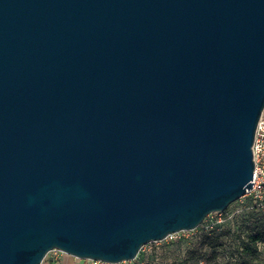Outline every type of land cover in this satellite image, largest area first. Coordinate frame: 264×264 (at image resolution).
Here are the masks:
<instances>
[{
    "label": "water",
    "instance_id": "water-1",
    "mask_svg": "<svg viewBox=\"0 0 264 264\" xmlns=\"http://www.w3.org/2000/svg\"><path fill=\"white\" fill-rule=\"evenodd\" d=\"M264 0H0V264L120 262L253 186Z\"/></svg>",
    "mask_w": 264,
    "mask_h": 264
},
{
    "label": "rangeland",
    "instance_id": "rangeland-1",
    "mask_svg": "<svg viewBox=\"0 0 264 264\" xmlns=\"http://www.w3.org/2000/svg\"><path fill=\"white\" fill-rule=\"evenodd\" d=\"M264 227V193L261 197L243 195L231 202L222 211H214L193 229L181 230L162 240L146 243L133 259L120 262L100 260L94 263L89 258L76 256L53 249L43 262L60 264L71 259L69 264H247L242 256L243 242L249 233ZM258 261L264 264V243H259Z\"/></svg>",
    "mask_w": 264,
    "mask_h": 264
},
{
    "label": "built area",
    "instance_id": "built-area-1",
    "mask_svg": "<svg viewBox=\"0 0 264 264\" xmlns=\"http://www.w3.org/2000/svg\"><path fill=\"white\" fill-rule=\"evenodd\" d=\"M253 150L255 159V172L252 180L253 186L248 189L244 195L261 197L262 193H264V113L258 122ZM91 260L94 263H98L100 261L94 259ZM41 264L45 263L42 261ZM46 264L52 263L48 262Z\"/></svg>",
    "mask_w": 264,
    "mask_h": 264
},
{
    "label": "trees",
    "instance_id": "trees-1",
    "mask_svg": "<svg viewBox=\"0 0 264 264\" xmlns=\"http://www.w3.org/2000/svg\"><path fill=\"white\" fill-rule=\"evenodd\" d=\"M243 249L242 256L247 264L253 260L258 261L260 255L259 243H264V227L249 233V235L242 239Z\"/></svg>",
    "mask_w": 264,
    "mask_h": 264
},
{
    "label": "crops",
    "instance_id": "crops-1",
    "mask_svg": "<svg viewBox=\"0 0 264 264\" xmlns=\"http://www.w3.org/2000/svg\"><path fill=\"white\" fill-rule=\"evenodd\" d=\"M69 257H72V255H69ZM69 257H68V259L63 260L61 264H69L70 261L72 262V260L69 259ZM72 258H73V257H72ZM73 264H77L76 261H75V259H74V263H73Z\"/></svg>",
    "mask_w": 264,
    "mask_h": 264
}]
</instances>
